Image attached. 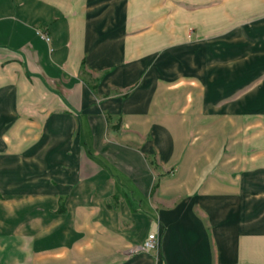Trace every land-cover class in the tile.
<instances>
[{"label": "crops", "instance_id": "crops-1", "mask_svg": "<svg viewBox=\"0 0 264 264\" xmlns=\"http://www.w3.org/2000/svg\"><path fill=\"white\" fill-rule=\"evenodd\" d=\"M259 71L264 0H0V264H264Z\"/></svg>", "mask_w": 264, "mask_h": 264}, {"label": "rangeland", "instance_id": "rangeland-1", "mask_svg": "<svg viewBox=\"0 0 264 264\" xmlns=\"http://www.w3.org/2000/svg\"><path fill=\"white\" fill-rule=\"evenodd\" d=\"M229 36L230 34L227 32L226 34H223V41L227 42L229 40ZM243 53H245V51L241 52L239 50H222L221 51V58L223 60H229V59H233L235 57H239L241 56ZM176 57V56H175ZM264 74V71L263 72H256V76L253 77V82L251 81H237V82H233V83H222V91L224 92V95H223V98H222V101H229L230 99H233L234 95H240L241 93H244V91H246L247 89L255 86L257 84L256 80L258 78H260V76ZM256 101V100H255ZM257 102V101H256ZM261 113V112H260ZM259 117V115H258ZM264 118V116H263ZM249 122L245 119V116L244 118L242 117H238V125L241 126L240 128H244L245 124ZM251 122V121H250Z\"/></svg>", "mask_w": 264, "mask_h": 264}, {"label": "built area", "instance_id": "built-area-1", "mask_svg": "<svg viewBox=\"0 0 264 264\" xmlns=\"http://www.w3.org/2000/svg\"><path fill=\"white\" fill-rule=\"evenodd\" d=\"M42 37L49 42L50 41V37L46 34H43ZM158 246H159V239L158 236L156 234H149L147 239L145 240L142 249L147 251V252H154L158 250Z\"/></svg>", "mask_w": 264, "mask_h": 264}, {"label": "trees", "instance_id": "trees-1", "mask_svg": "<svg viewBox=\"0 0 264 264\" xmlns=\"http://www.w3.org/2000/svg\"><path fill=\"white\" fill-rule=\"evenodd\" d=\"M58 212H62V210H61V209H59V210H58Z\"/></svg>", "mask_w": 264, "mask_h": 264}, {"label": "bare ground", "instance_id": "bare-ground-1", "mask_svg": "<svg viewBox=\"0 0 264 264\" xmlns=\"http://www.w3.org/2000/svg\"><path fill=\"white\" fill-rule=\"evenodd\" d=\"M219 132V131H218Z\"/></svg>", "mask_w": 264, "mask_h": 264}]
</instances>
